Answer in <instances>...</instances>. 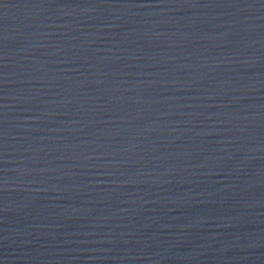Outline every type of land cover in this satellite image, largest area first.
I'll return each instance as SVG.
<instances>
[{
  "label": "water",
  "instance_id": "1",
  "mask_svg": "<svg viewBox=\"0 0 264 264\" xmlns=\"http://www.w3.org/2000/svg\"><path fill=\"white\" fill-rule=\"evenodd\" d=\"M0 264H264V0H0Z\"/></svg>",
  "mask_w": 264,
  "mask_h": 264
}]
</instances>
